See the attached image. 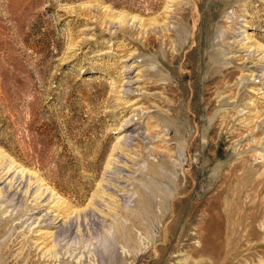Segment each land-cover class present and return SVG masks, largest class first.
<instances>
[{
  "label": "rangeland",
  "instance_id": "obj_1",
  "mask_svg": "<svg viewBox=\"0 0 264 264\" xmlns=\"http://www.w3.org/2000/svg\"><path fill=\"white\" fill-rule=\"evenodd\" d=\"M0 264H264V0H0Z\"/></svg>",
  "mask_w": 264,
  "mask_h": 264
}]
</instances>
